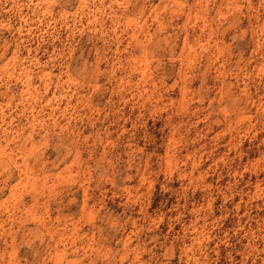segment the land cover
I'll return each instance as SVG.
<instances>
[{
  "label": "rangeland",
  "instance_id": "rangeland-1",
  "mask_svg": "<svg viewBox=\"0 0 264 264\" xmlns=\"http://www.w3.org/2000/svg\"><path fill=\"white\" fill-rule=\"evenodd\" d=\"M0 264H264V0H0Z\"/></svg>",
  "mask_w": 264,
  "mask_h": 264
}]
</instances>
